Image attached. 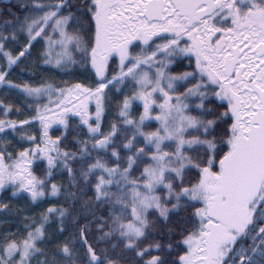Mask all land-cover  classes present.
<instances>
[{
    "label": "snow or ice",
    "instance_id": "obj_1",
    "mask_svg": "<svg viewBox=\"0 0 264 264\" xmlns=\"http://www.w3.org/2000/svg\"><path fill=\"white\" fill-rule=\"evenodd\" d=\"M0 264H264V0H0Z\"/></svg>",
    "mask_w": 264,
    "mask_h": 264
}]
</instances>
